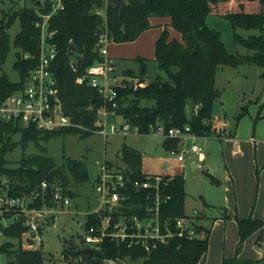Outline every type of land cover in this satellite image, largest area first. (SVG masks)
<instances>
[{
    "label": "trees",
    "instance_id": "16d2710c",
    "mask_svg": "<svg viewBox=\"0 0 264 264\" xmlns=\"http://www.w3.org/2000/svg\"><path fill=\"white\" fill-rule=\"evenodd\" d=\"M105 6V20L97 25L96 9ZM264 0H126L120 8L112 0H63V8L58 9L49 18V29H53L52 40L56 43L57 54L53 61L52 71L64 113L79 126H66L45 131L34 124L22 125L18 121H0V151L11 149L17 142L24 148L28 142L38 145L40 139L50 138L64 132H81L86 134L95 128L96 108L100 103L97 91L87 84H78L77 76L84 68L100 60L96 42L101 30L105 27L109 41H131L142 31L149 28L151 16H169L170 25L179 33L180 38H170L166 26L155 40L152 60L160 71L147 83L145 80V57H137L139 62V83L133 88H118L116 116L128 122L139 133H149L151 128L161 124L164 131L174 126L188 124L190 130L207 136L214 133L212 126V105L221 96L216 87V71L224 66L237 67L242 64H256L261 67L259 76L264 79ZM51 7L50 0H44L35 6L24 4L12 12L1 10L0 17V66L4 63L10 50V44L16 49L13 67L18 71L19 79L11 81L5 73H0V102L7 95L21 86L22 78L35 63V52L38 46V31L34 26L37 18L35 9L47 12ZM208 14H218L229 19L233 28V41L247 49V53L231 52L221 39L218 30L206 23ZM18 19L19 30L10 43L8 28ZM236 27L255 28L256 34L243 36L235 31ZM70 44L75 45L73 55L67 54ZM248 50H252L250 53ZM29 53V57H23ZM76 58V70L71 69L69 61ZM122 73L133 75V69H125ZM92 99H95L92 101ZM146 104H142L143 102ZM245 107L240 112L242 114ZM88 128V129H86ZM20 132L18 141L10 136ZM177 138L164 137L165 149H177ZM40 153L22 154L15 167H8L7 161L0 156V193L2 188L14 195L38 189L45 180L48 194L54 187L68 184V176L64 167L57 164L52 156L46 154V148ZM141 153L127 144L121 146V159L125 162L124 171L131 178L143 179L140 170ZM76 161L68 163L76 180H84L86 172L81 170ZM138 168V170H137ZM168 179L164 191L170 198L162 206V217L171 220L174 233L170 244L159 243L150 251L141 246H126L110 238H105L99 249L92 255L84 253L75 243L65 245L64 259L70 264H105L106 260L125 259L136 264H196L205 254L208 247L210 227L194 224L196 235L192 238L178 236L176 219L189 218L184 211V177L182 174L165 175ZM5 177L6 181H3ZM60 179V182L57 180ZM132 203L128 209L135 211L141 203L140 196L133 188H129ZM136 193V194H135ZM49 204L47 198L40 196L29 205L41 206ZM12 219L4 224L2 218ZM91 217V216H90ZM92 218V217H91ZM90 222L86 219L85 225ZM240 241L252 230H257L262 223L259 218H237ZM27 228L25 216L6 212L0 215V233L7 238L20 240ZM259 245V236L255 239ZM262 255L257 259H239L236 255L223 258L221 264H264V241ZM7 257V264H45V255L40 248L22 247L19 243L6 239L0 243V254ZM80 257V259H79Z\"/></svg>",
    "mask_w": 264,
    "mask_h": 264
},
{
    "label": "rangeland",
    "instance_id": "374dc122",
    "mask_svg": "<svg viewBox=\"0 0 264 264\" xmlns=\"http://www.w3.org/2000/svg\"><path fill=\"white\" fill-rule=\"evenodd\" d=\"M36 1L0 0V17L1 10L12 12L24 4L35 6ZM262 10L264 13V6ZM206 23L220 32L229 51L247 53L245 47L233 41V28L229 19L218 14H208ZM19 28V21L16 19L8 28L10 43ZM166 28L170 38H180L173 26L166 25ZM235 31L243 36L258 33L255 28L236 27ZM156 32L158 35L161 33L159 24L145 29L134 40L108 42V55L114 59L116 72L122 73L125 69L136 72L133 75L122 73L126 79L123 86L133 85L135 88L134 84L139 83L137 57L147 58L146 75L142 84L160 72L152 60L155 38L158 36L153 37ZM175 32L178 36L174 35ZM10 45L7 57L0 66V73H5L11 81H17L19 74L13 67L16 49ZM260 70L261 67L256 64H242L237 67L224 66L216 71V87L222 92L231 91L235 98L230 102L221 95L214 100L212 115L221 123L214 119L211 127L215 135H211V132L210 136H200L195 140L202 146L203 158L194 152H188L184 160L179 161L176 156L179 150H183L184 143L180 145L178 141L177 149L171 153L162 144V132L139 133L134 127L127 133L107 135L97 131V128L86 134L64 132L47 141L40 139L38 145L28 142L22 148L17 142L11 149L0 151L7 166L15 167L22 154L40 153L44 147L46 154L64 167L69 179L64 186L69 191L65 193L69 202L51 209L55 211L56 219L40 225V243L29 240L31 244L25 245L21 239L7 238L2 234L0 243L8 239L14 242V247L19 243L22 247L40 248L45 255V264H70L64 259L63 248L71 243L81 246L85 212L99 203V193L95 189L99 166L108 160L119 164L121 169L125 168L126 164L120 153L121 146L127 144L141 153L142 173L183 175L186 194L184 209L189 219L198 222L202 218L212 220L217 216L211 225L205 264H221L223 258L234 255L239 259L259 258L262 248L255 243L257 230H252L240 241L237 218L264 217V79L259 76ZM244 107V112L240 114ZM107 120L116 125L124 121L121 116H109ZM231 132L233 136L227 137ZM10 137L13 141H18L20 132L13 133ZM71 161L78 162L79 167L86 172L84 180L74 178L68 167ZM164 162L167 166L162 167ZM3 181H6L5 177ZM58 188L61 189L60 186ZM11 219L12 217H3L2 221L7 224ZM0 264H7L4 253L0 254ZM105 264L136 262L125 258L106 260Z\"/></svg>",
    "mask_w": 264,
    "mask_h": 264
},
{
    "label": "built area",
    "instance_id": "2783aa9c",
    "mask_svg": "<svg viewBox=\"0 0 264 264\" xmlns=\"http://www.w3.org/2000/svg\"><path fill=\"white\" fill-rule=\"evenodd\" d=\"M39 1L41 3L44 0ZM50 1L51 7L47 12L35 9L37 18L34 26L37 28L39 40L34 55L35 63L22 78L21 86L0 102V121H18L22 125L31 123L45 131L79 126L63 111L57 81L52 71L57 49L56 43L52 40L54 30L49 29V18L58 9L63 8V0ZM96 13L105 20V6L96 9ZM108 42L105 27L100 31L96 42L100 60L86 66L76 79L78 84L90 85L97 91L100 103L96 108L95 128L104 135L127 133L133 128L126 121L116 125L107 120L109 116H116L114 108L117 105L118 88L122 87L126 80L122 73L115 70L114 59L108 55ZM23 57H29V53H24ZM75 62L76 58L71 57L69 65L73 70H76ZM151 132H162L164 137L177 138L180 145L184 143L183 150H179L176 156L179 161H183L188 152H194L200 158L204 156L202 146L195 141L200 136L193 133L188 124L170 127L167 131L163 130L161 124H157L151 128ZM168 151L172 153L175 150ZM169 178L171 177L160 174H144L143 179L131 178L124 168L113 169L103 161L95 181L99 203L86 214V219L90 218V222L84 227L81 245L91 247L92 250L99 249L102 241L110 238L128 247L137 245L150 251L159 243H168L174 233L170 226V218L162 217L161 212L163 204L170 198V194L164 191ZM47 185L43 180L35 191L14 195L3 187L0 193V215L13 212L15 216L19 214L25 216L27 228L20 237L25 245L31 244V240L40 243L42 241L38 234L40 225L50 219H56V213L51 209L69 202L68 197L58 187H54L46 194ZM129 188H133L141 198V203L132 212L130 208L128 209L130 204L132 207V203L127 202L131 197ZM40 196L42 199L47 198L49 204H42L39 207L29 205ZM261 220L262 223L257 229L259 247H262L264 241V217ZM194 224L189 218H177L175 234L192 238L196 235Z\"/></svg>",
    "mask_w": 264,
    "mask_h": 264
},
{
    "label": "crops",
    "instance_id": "0c3cea01",
    "mask_svg": "<svg viewBox=\"0 0 264 264\" xmlns=\"http://www.w3.org/2000/svg\"><path fill=\"white\" fill-rule=\"evenodd\" d=\"M149 22H150V25L151 26H155V25H160V27H161V29H162V27L165 25H170L169 23H170V18H169V16H166V17H160V16H151L150 18H149ZM158 34H157V32L154 34V38L157 36ZM174 35H176V36H178V34L175 32V34ZM159 36V35H158ZM157 36V37H158ZM179 37H180V33H179ZM155 40H156V38H155ZM153 58V57H152ZM215 119V117L214 116H212V121ZM214 121H216V122H219V123H221V121L219 120V119H215ZM214 126H217L215 123H214ZM211 135H215V133H213V134H211ZM210 136V135H209ZM216 136H218V137H220L221 138V136L220 135H216ZM233 135H232V132H231V134L230 135H228L227 137H232ZM131 147H133V146H131ZM120 157H121V155H120ZM106 163L111 167V168H113V169H118L119 167H120V165L119 164H114L112 161H108V160H106ZM165 166H167V163H163L162 164V167H165ZM82 170V169H81ZM98 206V205H97ZM96 206V207H97ZM96 207H94V208H92V209H95ZM92 209H90V210H88L87 212H85V221H86V218H87V216H86V214L89 212V211H91ZM184 211H185V209H184ZM217 218V216H215V218L214 219H212V220H209V219H205V218H202L201 220H199L198 222L197 221H195V219H192L193 220V222L195 223V224H198V225H202V226H205V227H210V231H211V225H212V223H213V221L215 220ZM259 219H262V218H259ZM84 224H85V222H84ZM210 234V233H209ZM208 240H209V237H208ZM81 246H83V245H81ZM80 246V247H81ZM27 247V246H26ZM28 248H33L32 246L31 247H28ZM206 254H207V251L205 252V254L200 258V260L196 263V264H205V259H206Z\"/></svg>",
    "mask_w": 264,
    "mask_h": 264
},
{
    "label": "water",
    "instance_id": "95a60500",
    "mask_svg": "<svg viewBox=\"0 0 264 264\" xmlns=\"http://www.w3.org/2000/svg\"><path fill=\"white\" fill-rule=\"evenodd\" d=\"M112 2H113L116 6H118V7L120 8L123 4L126 3V0H112ZM36 4H37V5H40V1L37 0V1H36ZM101 20H102V17H101L100 15H98V16H97V25H100V24H101ZM74 50H75V45H74V44H70V45H69V48H68V51H67V54H68L69 56L73 55ZM221 95L223 96V98H225L226 100H228V101H230V102H232L233 99L235 98V96L233 95V93H232L231 91L221 92ZM94 100H95V99H92V101H94ZM120 155H121V153H120ZM137 170H138V168H137ZM60 181H61L60 179L57 180V182H60ZM53 188H54V185L52 184V185H51V189H53ZM169 244H170V241H168L167 245H169ZM80 248H81V250H82L84 253H86L87 255H89V256L92 255L93 250H92L91 247H88V246H81Z\"/></svg>",
    "mask_w": 264,
    "mask_h": 264
}]
</instances>
